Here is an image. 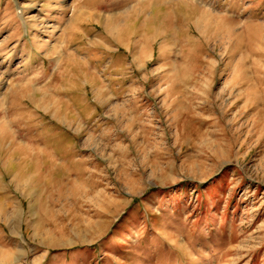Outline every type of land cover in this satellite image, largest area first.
Instances as JSON below:
<instances>
[{
	"label": "rangeland",
	"instance_id": "obj_1",
	"mask_svg": "<svg viewBox=\"0 0 264 264\" xmlns=\"http://www.w3.org/2000/svg\"><path fill=\"white\" fill-rule=\"evenodd\" d=\"M0 264H264V0H0Z\"/></svg>",
	"mask_w": 264,
	"mask_h": 264
},
{
	"label": "bare ground",
	"instance_id": "obj_2",
	"mask_svg": "<svg viewBox=\"0 0 264 264\" xmlns=\"http://www.w3.org/2000/svg\"><path fill=\"white\" fill-rule=\"evenodd\" d=\"M251 38V37H250Z\"/></svg>",
	"mask_w": 264,
	"mask_h": 264
}]
</instances>
